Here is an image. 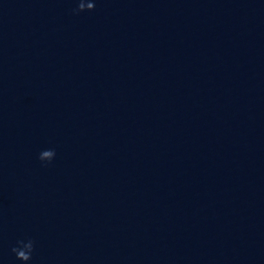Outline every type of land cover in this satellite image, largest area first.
Listing matches in <instances>:
<instances>
[{
	"label": "clouds",
	"instance_id": "obj_1",
	"mask_svg": "<svg viewBox=\"0 0 264 264\" xmlns=\"http://www.w3.org/2000/svg\"><path fill=\"white\" fill-rule=\"evenodd\" d=\"M95 3L93 0H78L77 7L73 9L74 14H79L84 11H93ZM56 157L54 148L44 149L39 153L38 159L44 167H47ZM17 260L22 264H28L32 260L33 252L35 251V241L32 238L21 239L16 242V245L11 249Z\"/></svg>",
	"mask_w": 264,
	"mask_h": 264
}]
</instances>
